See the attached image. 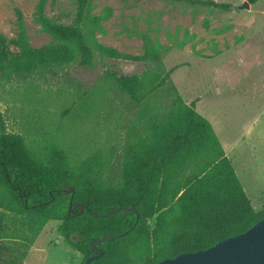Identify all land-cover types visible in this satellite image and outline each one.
<instances>
[{
  "label": "rangeland",
  "instance_id": "374dc122",
  "mask_svg": "<svg viewBox=\"0 0 264 264\" xmlns=\"http://www.w3.org/2000/svg\"><path fill=\"white\" fill-rule=\"evenodd\" d=\"M213 1L231 10L174 0H91V14L110 10L95 34L98 43L138 56L144 53L141 36L148 33L164 47L159 60H116L97 53L92 66L72 63L9 80L0 77L6 130L21 135L36 152L59 146L71 163L96 152L117 160L171 110L175 87L211 124L256 207L254 195L264 192V0ZM244 1L249 9H238ZM36 3L0 0V33L16 36L20 12L30 45L48 44L50 36L34 21ZM75 11V0H47L45 8L46 16L65 24ZM116 77H138L144 88L131 96ZM10 219L0 210V225L12 231ZM60 224L50 220L36 236L24 232L22 264L82 262V254L61 236Z\"/></svg>",
  "mask_w": 264,
  "mask_h": 264
},
{
  "label": "trees",
  "instance_id": "16d2710c",
  "mask_svg": "<svg viewBox=\"0 0 264 264\" xmlns=\"http://www.w3.org/2000/svg\"><path fill=\"white\" fill-rule=\"evenodd\" d=\"M174 1L231 10V5L213 0ZM75 2V17L65 24L46 16L47 0H37L34 21L51 38L39 48L30 45L17 12L16 36L7 39L0 33V77L9 80L72 63L92 66L97 53L116 60H159L164 47L152 42L148 33L141 36L143 55L98 43L95 34L110 10L96 16L91 14V0ZM116 81L131 96L144 88L138 77ZM173 93L166 116L117 160L96 152L71 163L57 145L36 152L21 135L6 130L0 113V210L10 214L14 225L12 231L0 225V264H22L24 232L36 236L50 220L61 222L59 232L82 254L80 264L97 255L90 251V242L106 235L116 237L97 244L103 253L91 264H153L207 249L264 219V207L253 209L211 124L196 112L195 102L185 103L175 87ZM67 187L72 194L64 195ZM79 205L85 207L80 215ZM128 207L135 212L104 216Z\"/></svg>",
  "mask_w": 264,
  "mask_h": 264
},
{
  "label": "water",
  "instance_id": "95a60500",
  "mask_svg": "<svg viewBox=\"0 0 264 264\" xmlns=\"http://www.w3.org/2000/svg\"><path fill=\"white\" fill-rule=\"evenodd\" d=\"M249 5L248 2L244 1L238 9L247 10ZM63 193L64 195L72 194V188L67 187ZM71 204L72 200L70 199L68 212L71 211ZM78 208V215H80L85 207L79 205ZM120 211L124 213L135 212L133 207L117 208L104 216H113ZM94 216L98 217L96 214ZM137 220L138 217L136 216L135 223ZM115 237L106 235L92 240L88 247L90 251L97 255L93 254L88 257L85 264H91L93 260L102 255L103 251L97 247L98 243ZM153 264H264V219L256 222L245 232L226 238L207 249L180 253L173 258H166Z\"/></svg>",
  "mask_w": 264,
  "mask_h": 264
},
{
  "label": "crops",
  "instance_id": "0c3cea01",
  "mask_svg": "<svg viewBox=\"0 0 264 264\" xmlns=\"http://www.w3.org/2000/svg\"><path fill=\"white\" fill-rule=\"evenodd\" d=\"M222 147V146H221ZM223 149V148H222ZM223 151H224V153H225V155H226V157L228 158L229 157V154H228V152H227V150H225V149H223ZM235 171V170H234ZM245 191V193H246V195H247V197L249 198V200H250V203H251V205H252V200H251V197L247 194V190H244ZM254 199H255V201H254V203H256V207L254 206L253 207V205H252V207H253V209L255 210V211H259L260 209H262L263 207H264V192L263 193H259V195H254ZM263 205V206H262Z\"/></svg>",
  "mask_w": 264,
  "mask_h": 264
}]
</instances>
